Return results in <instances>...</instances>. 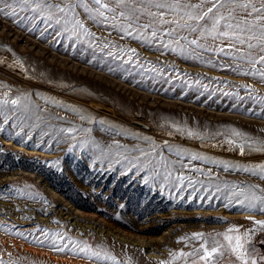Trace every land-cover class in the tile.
<instances>
[{"label": "rangeland", "instance_id": "rangeland-1", "mask_svg": "<svg viewBox=\"0 0 264 264\" xmlns=\"http://www.w3.org/2000/svg\"><path fill=\"white\" fill-rule=\"evenodd\" d=\"M144 7L165 23L78 6L87 35L55 8L0 15V100L19 101L0 104V264H206L213 247L208 264H243L224 233L264 264L261 201L237 195L264 198V18L226 4L229 36L200 38L210 21L192 33L167 23L183 9Z\"/></svg>", "mask_w": 264, "mask_h": 264}, {"label": "snow or ice", "instance_id": "snow-or-ice-1", "mask_svg": "<svg viewBox=\"0 0 264 264\" xmlns=\"http://www.w3.org/2000/svg\"><path fill=\"white\" fill-rule=\"evenodd\" d=\"M90 3L94 5V8H88L83 0H77V3H66L63 6L57 4L52 5L46 2V0H0V15H3L6 18L14 19L16 23H22L25 19H51V9L55 8L57 12L64 13L65 17H68V14L71 13V19L75 22V25L79 27L81 30L85 31V34L91 35L87 33L84 29V24L75 16V8L80 6L84 7L85 11L89 13V18H94V16H99L103 18L104 21H108L109 19L116 20L118 18H123L124 20L128 21H139L140 16L144 15L145 12L149 17L156 18L159 16V20L157 21L159 24L163 25L165 23L164 14L163 13H156L148 10L144 7L145 4L153 5L157 9H164L168 8L172 11H176L178 14L180 13L181 9H183V14L179 15L178 19L173 21H167V23H174L176 27L190 31L195 33L198 31V27L201 24V21H210L211 26L207 27H200L199 28V37L205 38L207 36H211L215 38L217 35L228 37L229 33L227 31H220L221 22L224 21L223 27L225 29H230L233 25L229 22L231 18V12L226 16L221 9L225 7L226 4H232L234 7L232 11L235 10L236 7L242 8L246 10L247 15L251 16L253 13L260 14L261 18H264V0H261V7L257 8L255 4L250 3H243V4H236L235 0H201L200 5H192L190 3L184 2V0H175L173 4L167 3H159L155 2V0H90ZM209 5L206 10L197 11V8H202L203 5ZM110 5H114L110 6ZM137 5H140L139 7ZM119 11L117 12V10ZM250 9V11H248ZM49 13L47 17H45V13ZM21 13H29V14H36V16L27 15L23 16L20 15ZM106 13L112 14L111 17L106 15ZM183 20L184 22L181 24L180 21ZM195 23H191V22ZM56 22L59 23V19H56ZM243 23H248L247 20H244ZM131 27V24L124 28V31L128 34V29ZM142 28H148L149 25H141ZM239 27V25H237ZM250 30V29H249ZM174 31V29H173ZM245 30L243 28H239V32L243 33ZM153 37L156 36V32L153 31ZM234 38L238 43L244 44L245 39L241 35H235ZM186 36L179 37L176 41L179 43V40H187ZM257 39L254 35L247 36V40ZM262 42H264V29L261 30V36L258 37ZM192 45H197L198 40L192 39L189 41ZM168 47V45H165ZM248 47L254 48L255 45L249 43ZM261 51L264 52V46L261 47ZM260 61H264V55L259 57ZM18 99H4L0 100V104L2 105H12L13 108L18 104ZM84 117H81L83 119ZM7 121H5L6 123ZM69 132L73 131V129H69ZM193 133H189L192 135ZM239 135V133H237ZM231 143V141H229ZM39 147V145H36ZM241 152L243 153V147H241ZM196 159V157H193ZM264 168V165L261 166ZM264 178V177H261ZM256 191L254 190V186H250L248 188H241L240 192L237 195L243 196L245 200H254V201H261L260 211L264 212V198L256 195ZM258 191H264V189H259ZM251 193V195H249ZM236 194V193H234ZM249 207H254V205H249ZM261 227L264 228V223H261ZM234 231L233 228H229L228 232ZM47 235V233H45ZM247 235V234H246ZM224 239L229 242V247L231 251L236 254V258L241 260L243 264H249L247 256H250V252L247 249H244L243 244L241 243V238L239 236L233 238L228 235V233L223 234ZM194 239H202V234H195ZM235 239L236 243L233 246L232 240ZM71 243H75L74 241H70ZM203 247V245H202ZM217 252V247H213L210 251L205 249L204 255L201 259L206 261L208 264V257L212 256L214 253ZM173 255L184 256V253H177ZM251 264H257L255 259H252Z\"/></svg>", "mask_w": 264, "mask_h": 264}, {"label": "water", "instance_id": "water-1", "mask_svg": "<svg viewBox=\"0 0 264 264\" xmlns=\"http://www.w3.org/2000/svg\"><path fill=\"white\" fill-rule=\"evenodd\" d=\"M131 124L136 126V127H140V128H142L144 130H149L148 126H146L145 124H142V123H140L138 121H133V122H131Z\"/></svg>", "mask_w": 264, "mask_h": 264}]
</instances>
